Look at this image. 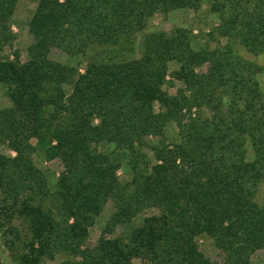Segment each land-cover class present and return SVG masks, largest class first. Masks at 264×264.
<instances>
[{
  "label": "trees",
  "instance_id": "trees-1",
  "mask_svg": "<svg viewBox=\"0 0 264 264\" xmlns=\"http://www.w3.org/2000/svg\"><path fill=\"white\" fill-rule=\"evenodd\" d=\"M18 1L0 0V84L11 101L0 110V146L16 152L0 153V230L11 264L58 255L62 264H251L264 250V0H39L25 62L1 58ZM206 2L225 46L197 48L178 28L147 34L138 58L97 59L133 51L156 14L197 12ZM55 49L87 58L86 71L55 61ZM171 63L178 69L170 73ZM169 74L183 86L174 95L164 89ZM38 153L64 166L53 185L34 163ZM121 168L130 181L121 182ZM109 202L108 230L86 248ZM147 209L158 214L131 227ZM117 226L131 230L108 237ZM203 235L223 263L200 251Z\"/></svg>",
  "mask_w": 264,
  "mask_h": 264
},
{
  "label": "rangeland",
  "instance_id": "rangeland-1",
  "mask_svg": "<svg viewBox=\"0 0 264 264\" xmlns=\"http://www.w3.org/2000/svg\"><path fill=\"white\" fill-rule=\"evenodd\" d=\"M39 0H19L12 17V39L5 47L1 54V58H9L14 60L16 57H20L22 62L27 60L28 49L33 44L34 38L30 32V21L35 14L36 8L38 6ZM219 24V19L216 15L211 13L208 3H204L199 11H193L190 9H179L172 11L168 14L158 13L153 16L146 27V29L135 36L136 44L133 46V51L123 50L114 51L109 50L107 52L100 51L97 56L98 60L113 59L121 60L126 58H138L140 56L139 45L143 42L144 37L147 34L154 32H165L170 33L175 29L181 28L186 29L193 33V43L197 48H209L211 50L226 45V40L220 38L216 33L212 34ZM245 57L254 59L252 56L241 51ZM131 55V56H129ZM51 57L55 61H59L66 65L76 66L80 69L82 73L86 71L88 65V59L82 57H70L61 50H53ZM261 63V60L259 61ZM178 69L176 63H171L169 67L170 73ZM207 66L202 67L198 71H206ZM168 83L164 86V89L168 91L169 94L174 95L180 88L182 84L175 81L171 74L167 78ZM262 87L264 88V76L260 77ZM66 90H70L66 87ZM11 106V101L8 97L6 89L0 84V110L9 108ZM195 115L198 114L197 109H193ZM208 114V111H205ZM97 122V121H96ZM167 136L169 141H175L178 137V128L176 124L171 123L167 128ZM151 141L155 139L151 138ZM36 141H32L35 144ZM100 150L107 153H112L114 150L113 145L101 144ZM149 157L152 158L150 151ZM0 153L4 155L16 156V152L10 150L7 145L0 146ZM34 163L39 168V170L45 175L50 185L56 183L60 176V173L64 170L63 164L58 160H49L43 154H36L34 156ZM119 178L122 183L131 180V173L126 168H121L118 172ZM260 202L264 203V185L260 188L258 195ZM115 211L114 204L109 202L101 215L95 219L93 226L90 228V233L88 240L85 244L86 248H94L97 246L100 237L104 234L105 230L111 221V216ZM158 214L156 209H147L137 216V218L132 223L131 227L139 226L143 219L152 215ZM16 225L25 233L24 225L21 221H16ZM130 227V228H131ZM130 228L117 226L114 232L108 237H118L121 235H127L130 232ZM108 230V229H107ZM4 232L0 230V259L4 264H11L12 258L8 247L5 244ZM200 251L204 256L213 261L223 263L225 260V254L219 250L214 241L206 236H200L196 239ZM65 260L63 255H58L54 260H45L43 264H62ZM133 264H144L140 259H135ZM251 264H264V250L257 251L251 258Z\"/></svg>",
  "mask_w": 264,
  "mask_h": 264
}]
</instances>
